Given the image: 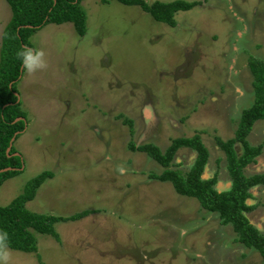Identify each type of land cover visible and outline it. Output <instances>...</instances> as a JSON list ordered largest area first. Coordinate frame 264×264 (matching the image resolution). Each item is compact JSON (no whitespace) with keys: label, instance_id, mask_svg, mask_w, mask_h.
Here are the masks:
<instances>
[{"label":"rangeland","instance_id":"374dc122","mask_svg":"<svg viewBox=\"0 0 264 264\" xmlns=\"http://www.w3.org/2000/svg\"><path fill=\"white\" fill-rule=\"evenodd\" d=\"M196 1L169 26L135 5L81 0L83 35L70 22L30 34L46 66L22 71L16 84L26 114L12 142L21 166L0 184V205L46 170L53 176L26 208L56 216L94 211L56 222L60 242L35 233V252L4 247L0 264H263L230 224L170 182L150 178L162 167L128 148L129 141L150 142L163 151L174 138L198 134L208 151L202 177L215 175L218 189L230 186L214 138L233 137L254 101L249 61L264 63V0ZM10 16L0 0V39ZM246 140L262 149L244 174L264 172V118ZM194 157L181 146L171 167L184 173ZM249 190L255 208L246 215L264 235V184Z\"/></svg>","mask_w":264,"mask_h":264},{"label":"trees","instance_id":"16d2710c","mask_svg":"<svg viewBox=\"0 0 264 264\" xmlns=\"http://www.w3.org/2000/svg\"><path fill=\"white\" fill-rule=\"evenodd\" d=\"M10 8L11 16L2 30L0 39V169L10 167L0 172V184L10 176L17 174L21 166L20 156L13 155L15 149L11 145L8 153L6 148L11 137L19 135L25 126V112L17 101V81L22 69L16 52L21 47L32 48L28 37L46 23L60 24L70 22L78 35L85 32V12L80 5L81 0H5ZM108 0H101L102 3ZM124 5L138 6L154 20L174 26V14L187 10L199 3L198 1L154 0H116ZM250 71L254 77L252 87L254 101L244 109L238 121L234 136L226 140L215 137V143L225 156L226 169L230 177V186L222 191L214 188L215 175L202 177L204 166L208 159L207 148L200 136L177 137L161 151L155 144L145 142L136 144L129 141L131 151L146 153L157 162L162 170L150 173L149 177L171 183L174 191L183 196L195 198L200 206L207 211L216 212L221 224H230L236 237L235 240L247 248L255 249L263 259L264 264V235L250 222L247 213L255 208L248 203L252 197L250 188L264 184V172L245 175L243 168L260 154L262 144L250 145L246 140L253 122L264 118V63L250 59ZM20 117L19 119H17ZM17 119V120H16ZM131 124V120L124 119ZM130 131L132 127L130 126ZM14 138V139H15ZM242 147L236 152L235 144ZM185 146L195 152V157L189 168L183 173L173 169L172 160L179 147ZM51 171H42L29 179L23 190L8 204L0 205V254L4 247L22 252H35V233L47 234L60 242L54 229L56 222L80 219L94 210H81L68 216H56L47 213L34 212L25 207V202L31 200L38 186L47 178ZM41 264L43 262L39 261Z\"/></svg>","mask_w":264,"mask_h":264},{"label":"clouds","instance_id":"9594fccd","mask_svg":"<svg viewBox=\"0 0 264 264\" xmlns=\"http://www.w3.org/2000/svg\"><path fill=\"white\" fill-rule=\"evenodd\" d=\"M16 57L20 61L21 69L28 74L46 66L44 53L40 49L24 46L16 52Z\"/></svg>","mask_w":264,"mask_h":264},{"label":"water","instance_id":"95a60500","mask_svg":"<svg viewBox=\"0 0 264 264\" xmlns=\"http://www.w3.org/2000/svg\"><path fill=\"white\" fill-rule=\"evenodd\" d=\"M20 70H21V67H20ZM19 100V96H18V98H17V101ZM20 117H18L17 119H19ZM16 119V120H17ZM17 134V132L16 133H14V135H13V137H11V139H10V141H9V144H8V146H7V148H6V152L8 153V151L10 150V147H11V145H12V142H13V140H14V138H15V135ZM13 155H17V156H19V154L17 153V152H14V153H12ZM8 169H10V167H6V168H3V169H0V172H2V171H6V170H8ZM20 169V168H19Z\"/></svg>","mask_w":264,"mask_h":264},{"label":"crops","instance_id":"0c3cea01","mask_svg":"<svg viewBox=\"0 0 264 264\" xmlns=\"http://www.w3.org/2000/svg\"><path fill=\"white\" fill-rule=\"evenodd\" d=\"M204 178V177H203ZM229 187V186H228ZM228 187H226V188H221V189H218V188H216L215 186H214V188L217 190V191H222V190H225V189H227Z\"/></svg>","mask_w":264,"mask_h":264},{"label":"flooded vegetation","instance_id":"af4514ba","mask_svg":"<svg viewBox=\"0 0 264 264\" xmlns=\"http://www.w3.org/2000/svg\"><path fill=\"white\" fill-rule=\"evenodd\" d=\"M254 225V224H253ZM255 226V225H254ZM256 227V226H255ZM257 228V227H256ZM258 229V228H257ZM259 230V229H258Z\"/></svg>","mask_w":264,"mask_h":264}]
</instances>
